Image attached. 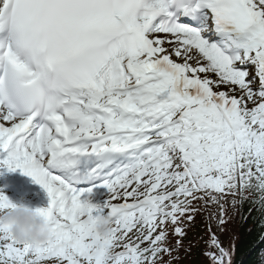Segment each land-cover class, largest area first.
I'll return each instance as SVG.
<instances>
[{
	"label": "snow or ice",
	"instance_id": "obj_1",
	"mask_svg": "<svg viewBox=\"0 0 264 264\" xmlns=\"http://www.w3.org/2000/svg\"><path fill=\"white\" fill-rule=\"evenodd\" d=\"M0 168L54 226L36 244L0 224V264H170L200 205L223 226L251 190L264 211V0H0Z\"/></svg>",
	"mask_w": 264,
	"mask_h": 264
},
{
	"label": "clouds",
	"instance_id": "obj_2",
	"mask_svg": "<svg viewBox=\"0 0 264 264\" xmlns=\"http://www.w3.org/2000/svg\"><path fill=\"white\" fill-rule=\"evenodd\" d=\"M38 208L40 207H31L22 201L13 202L9 199L6 207H0V224L7 226L11 234L20 241L43 243L53 237L54 226ZM84 220L101 237L112 234L114 224L109 216L98 213L95 217L85 216Z\"/></svg>",
	"mask_w": 264,
	"mask_h": 264
},
{
	"label": "trees",
	"instance_id": "obj_3",
	"mask_svg": "<svg viewBox=\"0 0 264 264\" xmlns=\"http://www.w3.org/2000/svg\"><path fill=\"white\" fill-rule=\"evenodd\" d=\"M264 218V211L259 208L258 204L252 203L243 213L242 219L238 224L236 235V261L235 264H264V262L256 261L250 258V249L255 240L258 239L260 227L258 220ZM243 257V258H242ZM245 257V258H244ZM246 259H249L246 260Z\"/></svg>",
	"mask_w": 264,
	"mask_h": 264
}]
</instances>
